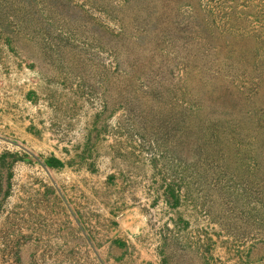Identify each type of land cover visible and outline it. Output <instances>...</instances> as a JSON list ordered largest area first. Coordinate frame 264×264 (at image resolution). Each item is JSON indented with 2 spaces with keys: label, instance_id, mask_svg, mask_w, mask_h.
<instances>
[{
  "label": "rangeland",
  "instance_id": "374dc122",
  "mask_svg": "<svg viewBox=\"0 0 264 264\" xmlns=\"http://www.w3.org/2000/svg\"><path fill=\"white\" fill-rule=\"evenodd\" d=\"M0 264H264V0H0Z\"/></svg>",
  "mask_w": 264,
  "mask_h": 264
}]
</instances>
